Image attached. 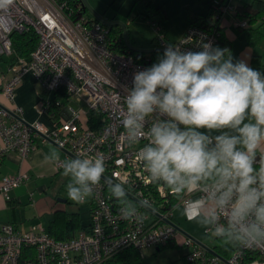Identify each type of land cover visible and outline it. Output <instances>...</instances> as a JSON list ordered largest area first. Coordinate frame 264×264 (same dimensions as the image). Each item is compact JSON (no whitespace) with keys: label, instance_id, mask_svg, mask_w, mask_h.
<instances>
[{"label":"built area","instance_id":"2783aa9c","mask_svg":"<svg viewBox=\"0 0 264 264\" xmlns=\"http://www.w3.org/2000/svg\"><path fill=\"white\" fill-rule=\"evenodd\" d=\"M236 3L237 0H214L216 25H190L174 42H168L156 26L157 46L163 51L170 43L191 51L200 50V41H211L216 46L218 28L226 14H231L236 27L249 25L246 18L238 15ZM28 31L37 37L29 55L17 57L11 63L2 60L12 55L11 34ZM110 43L108 26L86 15L72 16L68 0H13L6 9H0V62L5 66L0 71V93L10 103L7 106L0 102V158L15 151L24 159L34 150L36 138L51 140L74 158L103 156L104 176L122 183L131 202L134 201L130 196L138 201L147 199L151 204V211L141 207L136 218L124 219L119 201L110 195L107 182L101 179L90 196L88 229L69 238H55L39 224H32L25 231L12 223L1 224L0 264H101L124 248H159L179 234L174 209L178 205L184 208V204L163 183L151 182L136 155L147 140L129 145L120 123L125 87L132 86L137 70L153 63L141 62L129 51L118 52ZM29 71L43 94L64 89L68 97L85 104L87 114H96V124L90 126L87 118L83 120L72 108H65V117H54L49 109L58 108L61 103L47 96L42 97L40 110L50 115L52 127L37 120L24 121L22 109L14 104V95L22 76ZM62 166L58 160L56 167ZM27 179L25 172L3 176L0 194L8 200L10 190ZM204 232L210 234L211 230L205 228ZM181 243L192 245L185 255L188 264H264L262 249L235 247L227 257H222L213 247L210 248L215 253L187 235Z\"/></svg>","mask_w":264,"mask_h":264},{"label":"clouds","instance_id":"9594fccd","mask_svg":"<svg viewBox=\"0 0 264 264\" xmlns=\"http://www.w3.org/2000/svg\"><path fill=\"white\" fill-rule=\"evenodd\" d=\"M12 3L0 0V9ZM198 47L170 43L134 73L121 112L124 138L129 145L147 140L138 160L189 219L224 245L264 250V73L211 41ZM45 160L59 155L54 150ZM105 171L103 156L64 161L68 198L85 202ZM107 187L124 219L151 208L147 199L131 202L122 183Z\"/></svg>","mask_w":264,"mask_h":264},{"label":"crops","instance_id":"0c3cea01","mask_svg":"<svg viewBox=\"0 0 264 264\" xmlns=\"http://www.w3.org/2000/svg\"><path fill=\"white\" fill-rule=\"evenodd\" d=\"M193 1L194 5L188 7V3H183V0H181L183 4L181 11L184 10L183 8L186 9V20L179 34L170 35L167 30L162 33L160 27V32L168 42H174L183 35L186 28L189 26V19L193 16L198 22L204 21L205 24L213 23L214 18L212 15H209V5L198 3L195 0ZM252 1L253 0H237V3L240 5L241 3H251ZM262 1L264 2V0ZM162 9L165 18H167L163 7ZM87 13L92 16L88 11ZM263 16L264 15L260 16L253 22L248 21V28L258 27L262 34V37L258 41L251 43L246 34L247 28L234 26L232 24L231 14H226L221 21V37L216 44V46H219L220 48L229 49L234 60H244L250 67L257 69L262 73H264ZM242 17L246 18L245 16ZM163 18L164 17L161 16V20L152 21V26L156 27V24L162 21ZM122 28L124 32L121 31V33L125 37L127 33V35L129 34L132 38L129 31L125 30L124 26H122ZM155 35L151 38V44L147 47L141 46L136 42L133 44H130L129 42V44L140 50H152L151 52L136 51L145 54L146 58H150V53H163V50L157 46V43L154 40ZM158 56V54L151 56L153 63L157 61ZM4 69V63L0 62V71ZM57 91L58 90L43 94L39 82L34 77L33 73L29 71L22 76L21 81L15 88L14 104L22 109L21 116L24 121L33 122L37 120L51 128L52 122L50 115L47 112H42L40 110V102L44 96L53 100L56 97ZM61 100L63 103L57 108V114L65 117V108H72L80 113V117L83 120H86L87 108L84 103L76 102L71 97H67V99L62 98ZM0 102L7 106L10 105V103L6 102L1 93ZM54 150L58 153L59 160L62 161V163L74 158L66 150L58 147L53 141L44 140L40 137L35 140L34 150L24 159L20 158L15 151H8L0 158V180L5 175H16L19 172H25L28 175V179L24 184L10 190V198L8 200L0 194V225L8 222L14 224L22 231H25L32 224H39L50 234H52V228L57 232L68 231L65 235L59 236L61 238L71 237L80 230L88 229L90 223V197L87 198L85 202L79 203L87 205V210L89 212L88 221L82 223L78 206H71L67 198L60 196L59 193L54 190L56 179L63 175V166L57 168V161L45 160V157L50 156ZM262 151H264V149H262ZM133 203H135V201ZM173 219L178 226L175 215L173 216ZM177 239L182 240V237L177 235L176 238L169 243L175 242Z\"/></svg>","mask_w":264,"mask_h":264},{"label":"rangeland","instance_id":"374dc122","mask_svg":"<svg viewBox=\"0 0 264 264\" xmlns=\"http://www.w3.org/2000/svg\"><path fill=\"white\" fill-rule=\"evenodd\" d=\"M84 1L90 9H87V11L91 15L92 11L108 21L117 22V25L123 32L124 30L122 26H124L125 30H128L133 38L132 42L130 35H127L125 32L128 44L129 42L130 44L136 42L144 47L151 44V38L156 34V28L152 26V21L161 20L160 14L153 12L152 6L145 7L141 3V0ZM152 1L155 7L162 6L167 15V18H163V20L157 23L156 26L161 27L162 33L167 30L170 35L179 34L186 20V9L183 8L184 10L181 11V7L183 5L181 0ZM183 3H188V7L194 5L193 0H183ZM139 12L149 14L151 17H145L139 14ZM68 182V177H65L64 175H61V177L59 176L54 183V190L55 192H58L60 196L67 198L71 206H78L81 222L86 223L89 219L87 205L76 203L68 198L66 188ZM174 215L176 221L178 222V227L180 228L178 235L181 237L188 235L196 241L209 247H213L215 245V237H213L211 233H205V227L201 226L196 220L187 219L182 206H177L174 209ZM181 241L182 240L177 239L175 242L165 244L159 248L150 247L138 251L141 264H188L185 260V255L191 250L192 245L188 243H181Z\"/></svg>","mask_w":264,"mask_h":264},{"label":"trees","instance_id":"16d2710c","mask_svg":"<svg viewBox=\"0 0 264 264\" xmlns=\"http://www.w3.org/2000/svg\"><path fill=\"white\" fill-rule=\"evenodd\" d=\"M195 1L198 3L205 4V5H209V10H210L209 15L210 16L212 15V17H213L212 6L214 3V0H195ZM141 3L145 7L152 6L153 12L159 13L160 16L165 18L164 11H163L162 7H160V6L155 7L153 5L152 0H146V1L141 0ZM236 8H237L238 15L245 16L249 22H253L255 19L264 15V2L262 0H253L251 3H241L240 5L238 3H236ZM68 10H71L72 16H74V17H77L79 15H86L89 18L97 20L87 13V9L82 5L81 0H68ZM153 12H151V13H153ZM139 14H141L145 17L151 16V15L143 13V12H139ZM189 22H190L189 26L190 25H198V26H201L204 28H212L213 26L216 25V20H214L213 23H206L205 24L204 21L198 22L194 16L189 19ZM108 28L110 31L111 47L118 52L129 51L130 53L135 55L137 60H139L141 62H145V63H153L151 56L156 55V54H158V55L163 54L161 52H154V53L149 54L150 58H146L145 54L140 53V52H136L128 46L130 44H128L126 37L121 33V28L118 25H111V26H108ZM244 28H247L246 34H247L251 43H255L256 41H258L262 37V34L259 31L258 27L248 28V26H246ZM218 31H219V35H218V41H219V39L221 37V28L220 27L218 28ZM11 40H12V48H13L12 55L8 58H2V60H4L5 62H8V63L13 62L14 59L17 57H27L29 55V53L31 52V50L36 46V43H37V37L32 31L23 32V33L13 32L11 34ZM218 41H217V43H218ZM67 97H68L67 92L64 89H59L57 91L56 97L53 100H59L60 103L62 104L63 102L61 99L62 98L67 99ZM49 112L54 113V115H55L54 117L57 116L56 115L57 114V108L55 106L51 107L49 109ZM87 121H88L90 126L95 125L96 122L98 121L96 114L94 112H89L87 114ZM68 221H69V219H68ZM67 232L68 231L57 232L54 228L51 229V233H52L51 235L54 234L53 236L55 238H58V239H66V238H61L59 236H63ZM67 238H69V237H67ZM234 248H235V246L224 245L223 243H221L219 238L215 237V245L213 246V249L220 256L227 257L232 252V250ZM101 264H141V261H140L139 255H138V251L135 250L134 248L127 247V248L120 250L118 253L114 254L110 258L106 259Z\"/></svg>","mask_w":264,"mask_h":264},{"label":"water","instance_id":"95a60500","mask_svg":"<svg viewBox=\"0 0 264 264\" xmlns=\"http://www.w3.org/2000/svg\"><path fill=\"white\" fill-rule=\"evenodd\" d=\"M81 1H82V5H83L86 9H89L88 6L86 5L85 1H84V0H81ZM89 10H90V9H89ZM91 13H92V15L94 16L95 19L99 20L100 22H102L103 24H105V25H107V26H111V25L117 24V22L108 21V20L102 18L101 16L97 15L96 13H94V12H92V11H91ZM128 46H129L131 49H133L134 51H147V52H151V51H152V50H140V49L134 48V47H132V46H130V45H128ZM71 156H72V155H71ZM72 157H73V156H72ZM102 179H104L107 183H109V182H113L111 179L107 178L106 176H104ZM130 198H131L133 201L138 202V200H137L136 198H134V197H132V196H130ZM147 210H150V211H151L150 208L147 209ZM176 227L178 228V230H180V228H179L178 226H176ZM189 237H190V236H189ZM192 239H193V238H192ZM193 240H195V239H193ZM195 241H196V240H195ZM196 242L199 243L200 245H202L204 248H206L209 252H211V253H215V252H213V250H212L210 247H208V246H206V245H204V244H202V243H200V242H198V241H196Z\"/></svg>","mask_w":264,"mask_h":264}]
</instances>
